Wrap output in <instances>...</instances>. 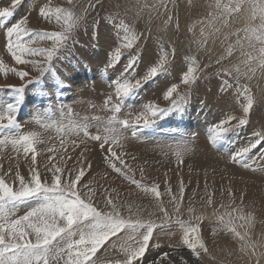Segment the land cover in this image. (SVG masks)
I'll list each match as a JSON object with an SVG mask.
<instances>
[{
    "label": "rangeland",
    "instance_id": "374dc122",
    "mask_svg": "<svg viewBox=\"0 0 264 264\" xmlns=\"http://www.w3.org/2000/svg\"><path fill=\"white\" fill-rule=\"evenodd\" d=\"M155 2L158 3V0ZM210 2L211 0H192L190 9L186 7V0H179L176 8L169 3L168 8L171 10L173 20L165 31V21L169 13L163 8H159V12L149 9L137 14L136 0H104L105 10L99 11L97 23L94 24L92 18H89L76 28L65 47L53 59L51 67L45 72H40L38 66L16 64L4 48L6 42L4 32L24 17L28 19L26 27L29 29L60 30V25L54 20L50 22L40 17L39 9L49 3L52 7H64L65 0H22L13 15L0 24V61L3 63V67H0V108L6 102H14L16 94L11 90V86L23 87L16 113L19 127L3 129L0 131V139L19 134L18 129L24 130L23 133H37L41 142L35 144L36 166L42 176L49 177L50 173L44 170L46 164L55 163L66 169L79 170L82 166L79 162L80 154L87 145L91 151H86L83 158L85 175L82 177V183L92 181L90 186L97 190L99 201L103 200L99 194L107 190L116 202L133 205V214L138 215L140 219L152 220L163 225L166 222L163 214L155 207V199L146 196L128 181L111 173L102 163L103 153L98 149V142L91 141L89 137L106 134L105 129L110 127L108 122L114 116L117 119H124L130 114L134 115L148 102L167 108L169 104L163 99V93L171 84H178L180 93H188L187 102L181 109L157 119L153 125L144 128L138 138L132 137L130 131L121 129L124 139L120 142L124 147L117 148L115 144L112 145L118 154L124 153L125 163L133 169L136 179H141L142 168L144 176L141 182L159 185L161 200L172 216V221L168 227L154 230L153 241L159 243L162 250L168 251L171 250L170 245H174L180 236V230L175 224L173 205L170 203L171 197L168 194L170 189L171 195L176 196L180 202L181 220L197 223L195 217H203L200 221L201 236L208 247V253L202 254L201 264H257V259L259 264H264V255H260L264 253V172L258 171L264 166V138H260V142L256 143L257 137L254 135L256 129L259 130L264 123V76L258 71L254 78L240 79L239 83L247 86L254 97V107L249 114V122L232 128L215 146L209 141L210 126L225 119L228 114L243 115L242 105L246 102L243 89L235 87L236 81L232 77L216 76L212 72L192 85L180 83L181 71L183 67L186 70L189 63L186 57L190 53L195 55L196 62L201 65L209 63L214 65L215 60L221 56L226 57L222 61L224 67H230L243 59L239 50L234 51L230 57L226 52L227 45L235 42V37L230 33L242 29L247 23L243 14L230 17L229 26L223 28L221 35L215 38V42L210 41L206 51L197 52L194 41L200 38L202 25L196 22L203 19L210 11L207 7ZM223 3H228V0H223ZM9 6V0H0V10ZM109 13L114 19L106 21L104 17ZM177 17L179 31H176ZM121 21L130 25L134 31L143 34L144 38L138 41L140 57L126 70L137 49L134 47L132 50H123L119 61L105 70L109 54L126 35L124 29L119 27ZM190 27L192 31H189ZM149 34L152 39L147 38ZM225 35H228L227 40H224ZM240 35L243 36V32ZM156 37H163L167 42V51L175 50V60L167 71L148 80L132 95L123 99L119 112L114 111L116 97L113 82L143 76L149 65L158 58ZM29 38V36L22 37L25 42ZM31 46L50 47L51 41H38ZM28 59L43 61L40 56L28 57ZM11 69L27 71L29 75L24 80H20ZM84 74L87 76L86 84H83L81 79ZM224 79L233 85L227 91L222 87ZM109 95H112L113 100L106 104ZM32 98H36L37 104L39 103L32 107L34 109L36 106L38 111V116L33 117L34 119L27 117L28 115L23 117L25 108L30 105ZM45 101L50 103L46 104ZM97 122L99 125H95ZM203 124L205 128H199V125ZM85 129L89 136L84 135ZM61 140L64 141L63 145ZM185 143L190 146L191 151L183 154V162L180 163L174 151ZM253 143H256V146L242 161L251 167L245 168L242 164H234L231 161L230 155ZM50 156L52 160L48 159ZM89 163H91L90 168ZM30 165L31 153L25 157L21 149L18 155L11 146L0 150V174L8 172L11 168L12 171L6 177L10 183L17 170L27 179ZM181 183L184 189L182 199H180ZM113 189L115 191H112ZM229 189L232 192L231 197ZM209 196L213 201L211 205L207 204ZM241 196H243L242 200ZM190 207L193 209L191 213L188 211ZM232 208L238 209L233 216L239 214L247 216L251 213L252 222L246 229L239 227L244 223L242 220H235V224L238 231L242 233L248 231L252 241L257 244V256L241 252L240 242L218 222L215 213L231 212ZM23 212L22 208L18 215H23ZM122 215L128 217L129 213L126 209H122ZM159 251L153 249L141 264H147L158 255ZM97 257L102 264H112L113 261L122 259L115 249L108 248L101 249Z\"/></svg>",
    "mask_w": 264,
    "mask_h": 264
},
{
    "label": "snow or ice",
    "instance_id": "6c2138e0",
    "mask_svg": "<svg viewBox=\"0 0 264 264\" xmlns=\"http://www.w3.org/2000/svg\"><path fill=\"white\" fill-rule=\"evenodd\" d=\"M179 0H136L135 7L137 14L151 9L159 12L163 8L168 12L165 21V28L173 20L169 3L176 8ZM10 6L0 10V24L12 16L22 0H9ZM186 7H192V0H186ZM210 11L207 15L196 23L202 25L200 28V38L195 40L197 52L206 51V46L210 41L215 42L223 28L229 26V18L234 15L243 14L247 23L242 29H237L230 35L235 37L234 43L227 45V56H232L233 52L239 50L243 57L238 63L230 67H224L222 61L226 58L221 56L215 60V64H199L196 62L194 54H189L186 59L189 61L186 70L183 67L180 75V83L192 85L198 79L206 78L209 72L216 76L232 77L236 81L235 87L243 89L246 102L242 105V116L228 114L225 119L218 121L210 126L209 141L215 146L225 135L234 127H239L249 122V114L254 107V97L247 86L239 83L241 78H254L259 71L264 76V0H211L207 5ZM105 10L104 0H65V6L52 7L45 4L39 9V16L48 21H55L60 25L58 31H42L29 29L26 27L28 19L24 17L4 32L6 52L10 54L17 65L27 66L32 64L38 66V71L45 72L51 67V63L59 51L65 47L72 33L80 27L87 19L92 18L93 23H97L99 11ZM96 15H93V14ZM150 15V13H149ZM106 21L113 20L114 17L109 13L104 17ZM126 35L123 41L117 43L116 47L109 54V61L105 65V70L114 66L122 56L123 50L137 49L131 57L127 68L139 60L140 50L138 41L143 39V34L132 29L130 25L119 24ZM180 30L178 17L176 20V31ZM192 31V27L189 28ZM243 32V36L240 33ZM29 36L25 42L22 37ZM152 39L151 34L147 37ZM118 36V41H119ZM228 35L224 36V40ZM38 41H51L50 47H33L32 44ZM224 41H221L223 43ZM155 43L158 46V58L149 65L143 76L140 78H126L120 82H113L114 95L116 97L114 111L119 112L121 102L126 97L132 95L148 80L153 79L161 72L167 71L168 67L175 60V50H166L167 42L163 37H156ZM247 49V50H246ZM40 56L43 61L28 59V57ZM172 57V58H170ZM0 67H3L0 61ZM243 67V71H242ZM20 80L28 77L27 71L11 69ZM224 91L233 87L227 79L222 80ZM178 84H171L163 93V99L168 102L167 108H161L158 104L148 102L142 110L134 115H129L124 119H117L115 116L108 123L110 127L105 129L104 135H91V141L98 142V149L103 153L102 163L117 177L128 181L139 189L146 196L155 199V207L163 214V225L155 221H144L133 214V205L118 203L105 190L99 196L103 197L102 202L98 199L97 190L90 185L92 181L82 183L85 175L83 158L86 151H91L85 145V150L81 152V167L79 170L66 169L57 166L55 163L44 165L46 173L42 176L41 171L36 166L37 150L36 143L41 142L37 133H19L14 136H5L0 139V150L7 146L18 155L23 150L25 157L31 153V165L29 166V176L26 179L19 170L11 178L10 183L6 177L12 171L0 174V264H102L97 257L101 249H115L122 259H117L112 264H141L145 261L147 254L153 249L160 250L158 255L149 260L147 264H201L202 254L208 253V247L201 236L202 216H196L197 223L181 220L180 202L176 196L170 195V203L173 205V214L176 217L175 224L180 230L179 239L174 245H170L168 251L162 250L159 243L153 241L154 230L161 227H168L172 221L169 211L165 208L159 191L158 184L142 183L144 170L140 169L141 179H136L133 169L125 163L124 153L118 154L117 148H123L120 141L123 140L121 129L131 132L132 137L138 138L144 128L153 125L157 119L163 118L168 113L179 110L187 102L188 93H180ZM11 90L16 94L14 102L4 103L0 108V131L6 128L19 127L16 122V113L21 100L23 87L11 86ZM112 95L107 97L106 104L111 103ZM6 121V123H5ZM235 121V123H233ZM115 122V123H113ZM117 125L119 127H117ZM85 136H89L84 131ZM254 135L257 137L256 143L260 138H264V123L259 130L256 129ZM64 141L61 140V145ZM75 143V142H73ZM256 143L248 145L236 153L230 155L234 164H242L249 168L251 165L242 163L248 153L256 146ZM107 146V147H106ZM52 151V149H48ZM190 146L185 143L179 146L174 154L177 161L182 163L183 154L190 152ZM52 160L50 156L48 158ZM135 159V157H133ZM91 167V163L88 164ZM264 172V166L258 169ZM112 191H115L113 189ZM183 184L180 187V199L183 198ZM229 196H232L229 189ZM243 196H241V200ZM213 203L211 196L207 204ZM223 207V205H222ZM24 209L23 215L18 213ZM122 209L129 213L128 217L122 215ZM191 213L193 209L190 207ZM237 208H232L231 212L215 213L218 222L232 236L240 242V250L252 256H257V244L252 241L248 231L237 230L235 220L244 221L239 225L240 228H247L252 222L251 213L247 216L237 213ZM227 217V219H226ZM215 232V229H214ZM187 251H184V250ZM264 255V253H260ZM259 264V259H257Z\"/></svg>",
    "mask_w": 264,
    "mask_h": 264
},
{
    "label": "bare ground",
    "instance_id": "6f19581e",
    "mask_svg": "<svg viewBox=\"0 0 264 264\" xmlns=\"http://www.w3.org/2000/svg\"><path fill=\"white\" fill-rule=\"evenodd\" d=\"M195 10V9H194ZM178 13V12H177ZM181 16V15H180ZM237 24V23H236ZM232 38V37H231ZM3 40V39H2ZM33 66V65H32ZM100 71V70H99ZM86 74V73H85ZM85 74H84V76H82V83L83 84H86V83H88V81L86 80V77L87 76H85ZM96 74V73H95ZM80 75H78V77H79ZM89 76V75H88ZM97 76H98V74H97ZM100 77V76H99ZM105 79V78H104ZM76 80H77V78H76ZM88 80H89V77H88ZM6 80H4V82H5ZM6 83V82H5ZM4 83V84H5ZM8 83V82H7ZM75 84H76V82H75ZM94 84V83H93ZM77 85H79V81L77 80ZM90 85V84H89ZM81 86H82V84H81ZM91 86V85H90ZM52 89H53V87H52ZM55 89V88H54ZM84 90V89H83ZM86 90V89H85ZM90 91V90H89ZM38 92V91H37ZM42 92H44V91H42ZM46 92V91H45ZM64 92V91H63ZM46 93H48V92H46ZM62 93V92H61ZM6 94V93H5ZM49 96V95H48ZM52 96H54V95H52ZM50 97V96H49ZM88 97V96H87ZM53 99V98H52ZM72 100V99H71ZM50 101H52V100H50ZM50 101H49V103H50ZM55 101H56V99H55ZM45 103L47 104L48 102L47 101H45ZM48 103V104H49ZM57 103V102H56ZM62 103H64V102H62ZM69 103V102H68ZM38 105L37 104V99L36 98H32L31 100H30V105H28L26 108H25V113H24V115H23V117L24 116H26V115H28L27 117H36L37 118V116H38V111H37V109H36V106H35V108L34 109H32V107L34 106V105ZM43 105H45L44 103H42ZM41 104V105H42ZM101 104V103H100ZM62 105H64V104H62ZM125 105V104H124ZM40 106V105H39ZM47 106V105H46ZM112 106V105H111ZM123 106V105H122ZM95 107V106H94ZM124 107V106H123ZM38 108V107H37ZM69 108V107H68ZM55 109V108H54ZM71 109V108H70ZM40 110V109H39ZM43 110V109H42ZM102 110V109H101ZM106 110V109H105ZM104 111V110H103ZM68 112H69V110H68ZM72 112V111H71ZM122 112V111H121ZM70 113V112H69ZM46 114V113H45ZM48 114V113H47ZM126 115V114H125ZM43 116V115H42ZM42 116H40V117H42ZM45 116V115H44ZM71 116V115H70ZM39 117V118H40ZM47 117V116H46ZM43 118V117H42ZM42 118H41V120H42ZM56 118V117H55ZM112 118V117H111ZM34 119V118H33ZM47 119V118H46ZM30 120V119H29ZM42 121H44V120H42ZM49 121V120H48ZM57 121V120H56ZM69 121V120H68ZM46 122V121H45ZM43 123V122H42ZM32 124V123H31ZM49 124V123H48ZM99 125V122H97L95 125ZM19 125V124H18ZM30 125V124H29ZM45 125V124H44ZM77 125V124H76ZM89 125H91V123L89 124ZM95 125H94V127H95ZM101 125V124H100ZM77 127V126H76ZM200 127H202V128H205V126H204V124L203 125H199V128ZM27 128V127H26ZM174 128V127H173ZM24 129V128H23ZM82 129H83V127H82ZM78 130V129H77ZM183 130H184V128H183ZM204 130V129H203ZM26 131H28V130H26ZM23 133L24 132V130H22V129H18V133ZM31 133V132H30ZM71 135V134H70ZM178 136V135H177ZM180 136V135H179ZM76 138V137H75ZM151 138V137H150ZM155 138V137H154ZM156 140V139H155ZM163 140V139H162ZM170 141V140H169ZM90 143V142H89ZM95 162V161H94ZM106 182V181H105ZM108 184V183H107Z\"/></svg>",
    "mask_w": 264,
    "mask_h": 264
}]
</instances>
